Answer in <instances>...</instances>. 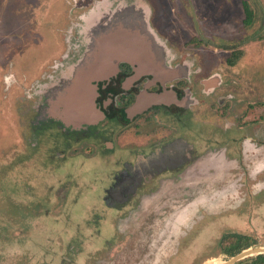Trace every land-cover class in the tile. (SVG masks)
<instances>
[{
    "label": "rangeland",
    "instance_id": "obj_1",
    "mask_svg": "<svg viewBox=\"0 0 264 264\" xmlns=\"http://www.w3.org/2000/svg\"><path fill=\"white\" fill-rule=\"evenodd\" d=\"M139 1L151 5L152 20L162 31L160 38L168 49L167 59L176 55L187 62L195 61V68L206 67V78L220 75L223 86L219 94L239 92L244 110L257 107L253 117L260 125L259 141L264 140V0ZM243 2L254 12L250 26L244 23ZM68 13L77 20L71 21ZM84 13L74 6V0H0V264H68L63 259L66 248L80 234L82 225H75L72 211L83 195V189L75 183H84L85 177L76 172L68 176V169L62 181L54 182L50 174L57 176L63 168L44 165L41 156L32 154L31 144L27 143V122L23 119L27 108L18 106L20 98L16 96L22 94L21 89L28 96L33 93L26 83L36 79L37 60L47 54L42 45L36 47L31 42L46 34L50 57L47 71L54 74L58 71L52 67L54 60L60 61L62 44L72 46L77 41L78 17ZM65 17V25L60 27L61 18ZM71 28L75 36L68 32ZM62 31L63 39L59 33ZM70 37L71 43L67 42ZM230 60L235 63L230 65ZM28 62L32 65L29 78L24 73L29 65L23 68ZM232 80L236 83L229 86L227 83ZM203 99L202 108L208 109L210 99ZM129 133L115 139L125 142ZM101 151L104 152L84 145L73 158H79L80 166L86 167L99 158L112 157L106 149ZM263 155L261 151L259 160ZM230 169L231 166L220 175L215 172L208 177L196 171L188 182H166L157 197L143 199L137 212H108L109 220L101 222L104 226L114 224L115 241L107 239L113 248L96 241L93 246H84L83 257L74 256L73 264L225 263L232 257L221 248L235 243L232 233L249 237L251 248L264 247V199L245 196L247 185L257 192L263 188L264 180L242 181L238 171ZM43 173L49 178L46 183L37 178ZM86 180L94 189L95 177ZM187 183L194 191L185 194ZM28 185L35 192H27ZM46 187L47 203L33 198ZM238 191L240 197H235ZM91 232L86 230V238ZM90 240L85 239V243ZM200 254H205V258L199 259Z\"/></svg>",
    "mask_w": 264,
    "mask_h": 264
},
{
    "label": "flooded vegetation",
    "instance_id": "obj_2",
    "mask_svg": "<svg viewBox=\"0 0 264 264\" xmlns=\"http://www.w3.org/2000/svg\"><path fill=\"white\" fill-rule=\"evenodd\" d=\"M122 2L130 3L131 0H74L77 9L85 10L78 17L80 24L76 31L77 41L72 46L62 44L60 61L54 60L52 65L58 70L54 74L47 71L50 57L46 34L38 36L34 43L31 42L36 47L42 45V50H46L47 54H42L37 60L38 65L35 67L36 72L34 71L36 79L26 83L31 85L30 90L33 93L28 96L21 89L22 94L16 96L20 98L18 106L27 108L23 112V119L27 122V143L31 144L32 154L41 156L44 165L55 164L63 168L57 176L50 174L51 178L54 177V182L62 181L65 170L68 169V176L76 172L79 177H85L82 181L84 183H75L78 189H83V195L79 196L72 212L75 225L78 223L82 226L80 234L74 236L73 242L66 248L67 254L63 256L68 264H73L77 256L83 257L84 246H93L96 241L105 243L107 248L112 249L113 245L109 241H115L114 224L104 226L101 221L109 220L111 211L122 214L139 211L143 199L157 197L166 182H188V178L194 176L196 171L206 173V177L215 172L220 175L228 171L229 166L232 167L230 171H238L242 181L246 178L251 181L264 180V155L260 160L258 156L261 151L264 152V140L259 141L260 125L253 117V110L256 111L257 107L244 110L242 99L238 98L239 92L234 95L219 94L223 86L221 76L213 74L206 78V67L199 65L195 68V61L191 63L176 55H170V65L178 70V74L173 79H163L143 71L141 62L120 60L115 73L108 78L100 77L101 79L93 81L96 89L94 110L97 112L93 120L88 119V114L81 117L79 112L72 117L70 105L62 97L56 98L47 94L51 92L62 72L84 52V18L93 9L104 6L114 8ZM67 17L71 21L77 20L69 13ZM152 18L151 16L152 27L163 38L162 31ZM254 19L253 12V22ZM61 20L59 26L63 27L66 17ZM63 32H59L62 39L65 35ZM68 32L71 36L74 35L73 28ZM67 42L71 43V37ZM227 63L233 65L235 62ZM26 65L29 67L24 68ZM31 66L29 62L23 66L27 78ZM229 82V86L236 83L233 80ZM156 96H162L158 103L152 100ZM206 96L210 99L208 109L202 108L205 106L203 97ZM138 101H143L145 107L140 106L139 110L134 111ZM125 133H129L125 142L115 139L119 134ZM84 145L93 146L101 153L104 152L101 150L106 149L112 157L99 158L82 167L77 161L79 158L73 156L81 153ZM253 164H256L254 168L249 169ZM90 176L95 177L94 189L86 180ZM37 178L43 183L49 179L45 173ZM27 189V192L34 191L32 185H28ZM247 190L245 196H260L264 199V186L254 192L251 185H247ZM184 191L187 194L194 190L187 183ZM47 193V187L41 188L33 198L47 203ZM235 197H240L239 191ZM64 220L67 222L66 218ZM86 230L92 231L88 243H85V239H89L86 238ZM230 236L236 241L230 247L221 248L226 255L230 256L234 247L247 246L245 249H249L253 246L246 235L232 233ZM204 255L200 254L199 259L205 258ZM259 256L264 257V252L248 256L246 261L243 259L235 264H264L257 263ZM95 262L90 264H96Z\"/></svg>",
    "mask_w": 264,
    "mask_h": 264
},
{
    "label": "water",
    "instance_id": "obj_3",
    "mask_svg": "<svg viewBox=\"0 0 264 264\" xmlns=\"http://www.w3.org/2000/svg\"><path fill=\"white\" fill-rule=\"evenodd\" d=\"M151 12L150 6L139 0L91 10L84 18V52L62 72L47 94L62 97L70 105L72 117L79 112L81 117L88 114V119L93 120L97 113L93 81L115 73L120 60L141 62L143 71L159 78H175L178 70L171 67L167 46L151 25ZM153 98V102L158 103L162 96ZM140 106L145 107L143 101H138L133 110H139ZM263 252L249 248L225 264H235Z\"/></svg>",
    "mask_w": 264,
    "mask_h": 264
},
{
    "label": "trees",
    "instance_id": "obj_4",
    "mask_svg": "<svg viewBox=\"0 0 264 264\" xmlns=\"http://www.w3.org/2000/svg\"><path fill=\"white\" fill-rule=\"evenodd\" d=\"M243 5H244V9H245V16H246V19H245L244 23H245V25H251L252 22H253V12L250 10V8L247 6V4L245 2L243 3ZM232 61L234 62V60H232ZM246 247L247 246H245V247L240 246V247H237V248L234 247V249H232V251H231L230 256L237 255L238 253L241 252V250L245 249ZM258 262H260V263L263 262L264 263V257L263 256H259L258 259H257V263ZM238 264H240V263H238Z\"/></svg>",
    "mask_w": 264,
    "mask_h": 264
},
{
    "label": "bare ground",
    "instance_id": "obj_5",
    "mask_svg": "<svg viewBox=\"0 0 264 264\" xmlns=\"http://www.w3.org/2000/svg\"><path fill=\"white\" fill-rule=\"evenodd\" d=\"M258 250L259 251H262V250H264V247H259L258 248ZM252 252V251H251ZM210 260V259H209ZM212 264H225L224 262H214V263H212Z\"/></svg>",
    "mask_w": 264,
    "mask_h": 264
}]
</instances>
